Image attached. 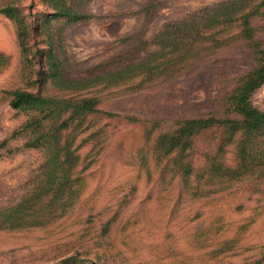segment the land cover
Instances as JSON below:
<instances>
[{"label": "rangeland", "instance_id": "1", "mask_svg": "<svg viewBox=\"0 0 264 264\" xmlns=\"http://www.w3.org/2000/svg\"><path fill=\"white\" fill-rule=\"evenodd\" d=\"M227 1L74 0L72 6L90 18L74 23L52 20L36 43L46 50L52 46L73 81L105 79L153 54L158 49L154 37L165 25ZM9 3L29 15V22L47 17L46 0H0V8ZM0 52L9 57L0 68V264H66L68 258L78 264H264V181H241L233 187L210 181L194 196L184 192L178 179L165 184L164 170L144 169L136 162L137 152L145 144L151 147L155 137H147L151 120L162 126L165 122V129L180 116L215 110L214 96L222 84L210 94L209 69L134 92L103 79L105 84L78 85L74 91L49 90L45 84L42 91L47 88L50 94L94 93L98 109L110 115L91 126H104L103 144L89 136V126L73 137L78 168L91 166L78 169L81 185L70 202L64 198L63 211L51 200L56 183H49L48 174L36 178L43 153L25 148L26 138L17 134L29 116L10 108L6 91L37 92L30 87L37 77L35 68L27 71L16 27L2 13ZM100 86L105 90L97 91ZM251 102L264 111V85ZM95 120L97 116L88 118ZM221 137L219 132L197 137L194 159L203 167L208 164L203 154L214 153ZM260 139L264 147V133ZM232 150L228 147L224 154L229 167L235 164ZM75 182L72 176L67 184ZM36 184L43 185L34 190ZM42 186H47L46 195L39 190Z\"/></svg>", "mask_w": 264, "mask_h": 264}, {"label": "trees", "instance_id": "2", "mask_svg": "<svg viewBox=\"0 0 264 264\" xmlns=\"http://www.w3.org/2000/svg\"><path fill=\"white\" fill-rule=\"evenodd\" d=\"M73 2L46 0L48 10L44 22L38 19L29 22V15L18 13L10 3L0 8V13L16 27L17 43L27 71L31 73L35 68L37 77L30 84L37 92L21 88L6 91L9 92L10 108L29 116V121L17 134L26 138L25 148L43 153L44 162L36 178L48 174L49 183H56L51 200L59 209L66 211L64 198L70 202L77 196V188L81 185L78 169L86 171L91 166L78 168L79 158L74 155L73 137L90 127L89 136L99 145L103 144L106 137L102 132L104 126L98 129L91 126L98 125L110 115L98 109L99 97L94 93L50 94L47 88L46 92L42 91L45 84L49 90L55 87L74 91L78 85L86 87L96 81L101 84L103 80L108 84L111 80L115 87H127L134 92L200 69H209L206 83L210 94L216 84H222L213 98L215 110L180 116L165 129L162 128L165 122L162 126L151 120L147 137L153 134L155 137L151 147L146 149L145 144L137 152L136 162L144 169L154 166L161 172L164 170L165 184L178 179L184 192L194 196L201 184L205 183L207 187L210 181L226 182V187H233L232 184L241 181H264V147L260 139L264 133V111L251 102L252 95L264 85V0H228L196 11L188 20L165 25L154 37L158 49L146 59L121 67L105 79L95 76L77 81L70 79L61 69L51 45L46 50L36 43L38 35L47 30L52 20L66 19L74 23L90 18L72 6ZM8 58L0 52V68L9 62ZM104 84L102 86L108 87ZM102 86L97 87V91H104ZM127 88L124 89L128 92ZM91 115L93 120L97 116V120L89 122ZM204 132H219L222 137L214 153L203 154L202 160L208 163L203 167V163L194 159V153L196 139ZM228 147L233 148L235 164L232 167L224 159ZM72 176L78 181L74 186L67 184ZM37 184L34 190L43 185ZM46 187H40L42 195H46ZM64 263L78 264L75 258H68Z\"/></svg>", "mask_w": 264, "mask_h": 264}]
</instances>
